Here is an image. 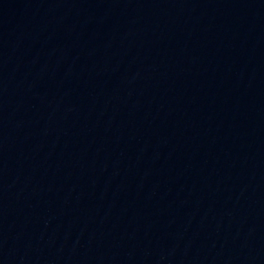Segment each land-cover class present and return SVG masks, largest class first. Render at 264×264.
Returning <instances> with one entry per match:
<instances>
[{"label": "water", "instance_id": "water-1", "mask_svg": "<svg viewBox=\"0 0 264 264\" xmlns=\"http://www.w3.org/2000/svg\"><path fill=\"white\" fill-rule=\"evenodd\" d=\"M0 264H264V0H0Z\"/></svg>", "mask_w": 264, "mask_h": 264}]
</instances>
